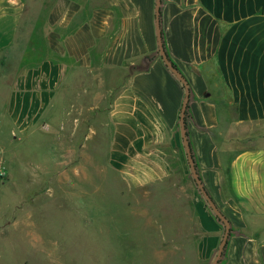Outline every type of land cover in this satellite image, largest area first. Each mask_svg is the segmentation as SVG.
<instances>
[{
  "label": "crops",
  "instance_id": "0c3cea01",
  "mask_svg": "<svg viewBox=\"0 0 264 264\" xmlns=\"http://www.w3.org/2000/svg\"><path fill=\"white\" fill-rule=\"evenodd\" d=\"M27 3L0 0V55L14 45ZM40 3L48 54L8 86L0 83L8 130L0 148L64 120L65 109L52 115L56 97L84 87L81 74L102 73L108 167L134 186L186 176L179 127L185 90L158 53L156 0ZM159 9L164 51L189 88L185 128L195 168L230 225L219 264H264V0H160ZM196 231L207 262L224 226L202 206Z\"/></svg>",
  "mask_w": 264,
  "mask_h": 264
},
{
  "label": "rangeland",
  "instance_id": "374dc122",
  "mask_svg": "<svg viewBox=\"0 0 264 264\" xmlns=\"http://www.w3.org/2000/svg\"><path fill=\"white\" fill-rule=\"evenodd\" d=\"M26 1L16 41L0 55L4 86L48 54L40 0ZM105 80L81 74L84 87L56 97L52 115L65 109L64 120L0 148V264H211L216 254L204 262L197 248L196 220L208 207L190 171L134 186L105 163ZM6 90L0 145L8 133L1 121Z\"/></svg>",
  "mask_w": 264,
  "mask_h": 264
},
{
  "label": "water",
  "instance_id": "95a60500",
  "mask_svg": "<svg viewBox=\"0 0 264 264\" xmlns=\"http://www.w3.org/2000/svg\"><path fill=\"white\" fill-rule=\"evenodd\" d=\"M159 8H160V0H156L155 26H156V39H157L158 53H159L161 59L163 60L164 64L167 66V68L183 84L184 90H185V96H184V100H183L180 115H179V127H180V133H181V137H182V143H183L184 151H185V154L187 156V162H188L190 174H191V177H192L196 187L198 188V190L202 194L203 198L205 199V201L209 205L213 214L216 216V218L224 226V232H223L222 238H221L220 243L218 245L216 255H215V257L211 263V264H218L219 260L221 259L224 247L226 245V242H227V239H228V236L230 233V225H229L228 220L218 210V208L216 207L214 202L211 200V198L208 196V194L204 190L203 185H202V183L198 177V174H197V171L195 168V164H194V160L192 158L191 149H190V145H189L188 140H187L186 128H185V112H186V107H187L188 100H189V88H188L187 82L182 77L180 72L172 66L171 62L169 61V59L166 56V53L164 51V47H163V43H162L161 28H160V20H159V14H160Z\"/></svg>",
  "mask_w": 264,
  "mask_h": 264
},
{
  "label": "trees",
  "instance_id": "16d2710c",
  "mask_svg": "<svg viewBox=\"0 0 264 264\" xmlns=\"http://www.w3.org/2000/svg\"><path fill=\"white\" fill-rule=\"evenodd\" d=\"M161 35H162V33H161ZM169 59V58H168ZM170 61V60H169ZM171 62V61H170ZM171 64H172V66L174 67V68H176V66L171 62ZM177 69V68H176ZM204 188V187H203ZM204 190L206 191V189L204 188ZM199 191V190H198ZM200 192V191H199ZM206 193L208 194V192L206 191ZM208 196H209V194H208ZM210 197V196H209ZM212 200V199H211ZM213 201V200H212ZM205 203H206V205H207V207H208V209L210 210V211H212L211 209H210V207H209V205L207 204V202L206 201H204ZM217 219V218H216ZM218 220V219H217ZM219 221V220H218ZM230 234V233H229ZM229 237V236H228ZM226 245H227V242H226ZM226 245H225V247H224V250H223V253H222V256H221V259L219 260V262H218V264L221 262V260H222V258H223V256H224V251H225V249H226Z\"/></svg>",
  "mask_w": 264,
  "mask_h": 264
},
{
  "label": "built area",
  "instance_id": "2783aa9c",
  "mask_svg": "<svg viewBox=\"0 0 264 264\" xmlns=\"http://www.w3.org/2000/svg\"><path fill=\"white\" fill-rule=\"evenodd\" d=\"M4 173H5L4 170H3V169L1 168V166H0V177L3 176Z\"/></svg>",
  "mask_w": 264,
  "mask_h": 264
}]
</instances>
